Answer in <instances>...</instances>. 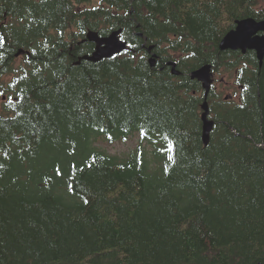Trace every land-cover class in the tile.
<instances>
[{
  "label": "trees",
  "instance_id": "obj_1",
  "mask_svg": "<svg viewBox=\"0 0 264 264\" xmlns=\"http://www.w3.org/2000/svg\"><path fill=\"white\" fill-rule=\"evenodd\" d=\"M246 17L264 0H0V264H264V63L219 49ZM203 64L240 89L208 145Z\"/></svg>",
  "mask_w": 264,
  "mask_h": 264
},
{
  "label": "water",
  "instance_id": "obj_2",
  "mask_svg": "<svg viewBox=\"0 0 264 264\" xmlns=\"http://www.w3.org/2000/svg\"><path fill=\"white\" fill-rule=\"evenodd\" d=\"M119 33V31H116L110 36L101 37L98 33L91 32L88 35V40L94 42L96 48L91 54L85 55L83 59L98 62L105 58H111L128 49V43L120 39ZM219 49L221 51L241 50L243 53H246L248 50H254L257 53L259 65L262 66L264 62V20H258L253 17L238 20L236 27L227 32L219 42ZM22 52V50L19 51L17 55L19 56ZM155 61L156 54L150 59L152 66H154ZM168 65L172 66V73L174 75L181 74L180 70L177 69L176 62L170 61ZM212 75V66L210 64L203 65L190 73V77L202 82L205 89V99L202 104V121L203 141L206 145L210 142L211 132L215 124V121L209 118L210 104L208 95L213 82Z\"/></svg>",
  "mask_w": 264,
  "mask_h": 264
},
{
  "label": "rangeland",
  "instance_id": "obj_3",
  "mask_svg": "<svg viewBox=\"0 0 264 264\" xmlns=\"http://www.w3.org/2000/svg\"><path fill=\"white\" fill-rule=\"evenodd\" d=\"M179 55V54H178ZM180 56V55H179ZM171 60H168L166 63L170 62ZM11 77L7 76L5 77V82L8 81ZM215 81L213 83L215 91L220 93L221 97H227L231 100L237 99L238 96H240V89L235 83V77L232 73L229 71H226L223 67L221 68L220 72L214 73ZM201 95L203 94V89ZM6 97L0 98V110L3 108V103L6 101ZM140 134L136 133L127 141H119L115 143H109V142H101L99 143V146L101 149H103L105 152L116 155L119 157H127L133 153L134 150H136L138 145L140 144Z\"/></svg>",
  "mask_w": 264,
  "mask_h": 264
}]
</instances>
